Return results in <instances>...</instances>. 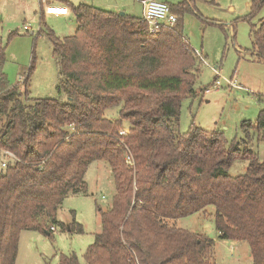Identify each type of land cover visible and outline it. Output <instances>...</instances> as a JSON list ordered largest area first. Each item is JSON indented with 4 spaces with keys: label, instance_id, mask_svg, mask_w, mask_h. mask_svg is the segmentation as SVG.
Returning <instances> with one entry per match:
<instances>
[{
    "label": "trees",
    "instance_id": "1",
    "mask_svg": "<svg viewBox=\"0 0 264 264\" xmlns=\"http://www.w3.org/2000/svg\"><path fill=\"white\" fill-rule=\"evenodd\" d=\"M60 1L74 16V33L45 34L66 100L30 98V72L22 92L9 86L0 41V163L5 150L16 158L0 167V264H16L22 230L51 236V226L65 228L57 210L68 195L86 193L85 172L96 160L109 164L115 193L107 210L98 208L101 231L85 264H215L214 240L174 223L208 206L218 237L247 241L253 264H264V156L251 147L254 136L264 138V109L230 144L220 131L178 129L181 100L197 78L181 19L194 0L167 2L178 17L155 32L141 17ZM263 4L250 0L251 15ZM249 36L264 61V15ZM115 107L118 117L109 118ZM235 161L247 166L232 176ZM58 264L80 262L61 253Z\"/></svg>",
    "mask_w": 264,
    "mask_h": 264
},
{
    "label": "rangeland",
    "instance_id": "2",
    "mask_svg": "<svg viewBox=\"0 0 264 264\" xmlns=\"http://www.w3.org/2000/svg\"><path fill=\"white\" fill-rule=\"evenodd\" d=\"M52 1V0H50ZM177 4L180 0H161ZM72 4H91L114 13L124 12L141 17L139 0H71ZM43 0H0V41L5 46L6 61L2 68L9 86L24 89V77L30 72V98L66 100L57 92L58 65L52 45L46 37L51 29L59 37L74 33L72 15L41 18ZM191 10L181 16L182 34L190 46L202 55H194L197 71L194 93L183 97L178 129L186 132L194 124L208 132L220 131L227 144L244 138L241 123L254 122L264 109V61L252 54L250 23L264 15V4L251 15L250 0H194ZM177 15V14H176ZM178 17V15H177ZM27 28H26V27ZM219 81L220 86L213 85ZM232 82L235 86H231ZM209 87V92L204 88ZM109 118L118 117V109L106 110ZM126 126V123H124ZM70 129V128H69ZM252 149L264 156V138L254 136ZM247 162L235 161L228 170L232 176L245 172ZM86 193L68 195L59 206L48 236L37 230L19 234L16 264H58L61 253H75L85 264L84 253L101 231L98 208L107 210L115 193L113 175L104 160L91 162L85 172ZM214 208L174 220L177 227L214 240L215 264H253L247 241L221 239L215 228ZM80 225L82 231L77 230Z\"/></svg>",
    "mask_w": 264,
    "mask_h": 264
},
{
    "label": "built area",
    "instance_id": "3",
    "mask_svg": "<svg viewBox=\"0 0 264 264\" xmlns=\"http://www.w3.org/2000/svg\"><path fill=\"white\" fill-rule=\"evenodd\" d=\"M71 1V0H63ZM42 12L44 15L52 16H67L70 14V9L67 5L61 3L60 0H43ZM142 8V20L147 24L149 32H155L159 30L162 26H172L176 21V15L170 11V7L166 1L161 0H139ZM26 27V26H25ZM27 28V27H26ZM200 60L204 63L205 60L202 55L198 52H195ZM231 86H235L232 82ZM215 88L220 86L219 81H216L213 85ZM205 92H209V87L204 88ZM119 134H124V131H119ZM6 157L3 158L0 163V167L4 168L6 166L7 159H16L14 154L5 150L3 151ZM127 160H130L127 157ZM50 229L55 231V226H51Z\"/></svg>",
    "mask_w": 264,
    "mask_h": 264
},
{
    "label": "crops",
    "instance_id": "4",
    "mask_svg": "<svg viewBox=\"0 0 264 264\" xmlns=\"http://www.w3.org/2000/svg\"><path fill=\"white\" fill-rule=\"evenodd\" d=\"M46 15V14H45ZM69 15H72V17H73V19H74V16H73V14L71 13V11H70V14ZM47 16H49V15H47ZM51 16V15H50ZM75 28H76V23H75V19H74V30H75ZM252 54H254V53H252Z\"/></svg>",
    "mask_w": 264,
    "mask_h": 264
},
{
    "label": "water",
    "instance_id": "5",
    "mask_svg": "<svg viewBox=\"0 0 264 264\" xmlns=\"http://www.w3.org/2000/svg\"><path fill=\"white\" fill-rule=\"evenodd\" d=\"M122 13H124V12H120L119 14H122Z\"/></svg>",
    "mask_w": 264,
    "mask_h": 264
}]
</instances>
